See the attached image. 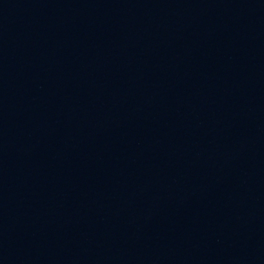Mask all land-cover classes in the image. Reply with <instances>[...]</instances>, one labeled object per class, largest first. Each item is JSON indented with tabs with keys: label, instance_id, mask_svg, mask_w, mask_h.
I'll use <instances>...</instances> for the list:
<instances>
[{
	"label": "water",
	"instance_id": "95a60500",
	"mask_svg": "<svg viewBox=\"0 0 264 264\" xmlns=\"http://www.w3.org/2000/svg\"><path fill=\"white\" fill-rule=\"evenodd\" d=\"M0 264H264V0H0Z\"/></svg>",
	"mask_w": 264,
	"mask_h": 264
}]
</instances>
